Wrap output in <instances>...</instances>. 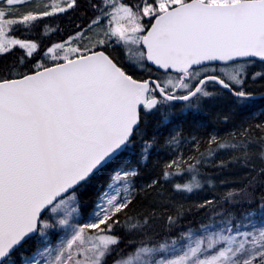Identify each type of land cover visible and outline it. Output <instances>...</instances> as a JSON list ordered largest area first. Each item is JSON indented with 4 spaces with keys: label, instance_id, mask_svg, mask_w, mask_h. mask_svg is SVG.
I'll return each mask as SVG.
<instances>
[{
    "label": "snow or ice",
    "instance_id": "snow-or-ice-1",
    "mask_svg": "<svg viewBox=\"0 0 264 264\" xmlns=\"http://www.w3.org/2000/svg\"><path fill=\"white\" fill-rule=\"evenodd\" d=\"M260 89L264 0H0V264H264Z\"/></svg>",
    "mask_w": 264,
    "mask_h": 264
},
{
    "label": "trees",
    "instance_id": "trees-1",
    "mask_svg": "<svg viewBox=\"0 0 264 264\" xmlns=\"http://www.w3.org/2000/svg\"><path fill=\"white\" fill-rule=\"evenodd\" d=\"M82 2L86 3V0H82ZM81 12L83 11V9L80 10ZM73 19H75V17H73ZM62 27H70L69 25V22L67 19H65L64 21H62V24H61ZM257 84L260 83L259 81L256 82ZM261 91H264V89H260ZM262 100V102H261ZM257 105L255 106L254 108V111L256 112L260 106L264 107V98H261L260 100H257ZM212 117V118H211ZM202 119L205 121V125H204V128L201 130V131H204V130H207V131H212L213 129H216L219 133H223L224 131H227L228 130V126L225 125L224 123H222L221 121L217 120L216 119V112L213 111L211 114H208V113H203L202 114ZM158 157L157 156H153L149 161L148 163L145 165L144 167V172L147 174L149 172L152 171L153 169V162L157 159ZM207 171L213 173V177L215 179H223L224 177L223 176H217L216 175V169L215 168H208ZM225 174H228V173H225ZM230 187L232 185H229ZM239 186V185H237ZM219 191V190H218ZM197 197L193 196V197H190V199H196ZM240 209V206L237 205V210ZM189 219H192V217L190 216Z\"/></svg>",
    "mask_w": 264,
    "mask_h": 264
},
{
    "label": "bare ground",
    "instance_id": "bare-ground-1",
    "mask_svg": "<svg viewBox=\"0 0 264 264\" xmlns=\"http://www.w3.org/2000/svg\"><path fill=\"white\" fill-rule=\"evenodd\" d=\"M259 84V83H258ZM261 98H264V97H258L257 98V100H260ZM261 102H262V100H261ZM257 105V104H256ZM264 105V104H263ZM260 107H262V106H260ZM263 108V107H262ZM260 109V108H259ZM264 110V109H263ZM259 112V111H258ZM212 118V117H211Z\"/></svg>",
    "mask_w": 264,
    "mask_h": 264
},
{
    "label": "rangeland",
    "instance_id": "rangeland-1",
    "mask_svg": "<svg viewBox=\"0 0 264 264\" xmlns=\"http://www.w3.org/2000/svg\"><path fill=\"white\" fill-rule=\"evenodd\" d=\"M253 70H256V69H253ZM264 109V107L262 108V107H260V109H258L256 112H260V111H262Z\"/></svg>",
    "mask_w": 264,
    "mask_h": 264
}]
</instances>
